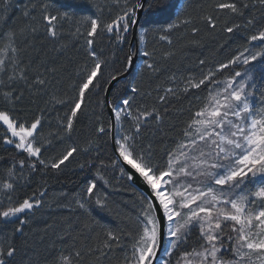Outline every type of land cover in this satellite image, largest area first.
<instances>
[{"label":"snow or ice","instance_id":"obj_1","mask_svg":"<svg viewBox=\"0 0 264 264\" xmlns=\"http://www.w3.org/2000/svg\"><path fill=\"white\" fill-rule=\"evenodd\" d=\"M85 5L89 14L78 15ZM11 6L0 0V11ZM188 6L31 0L23 9L31 23L0 32V144L15 152L0 172V264H103L117 250L116 264H264V24L244 19L250 7L264 12V0H217L202 24L216 30L227 12L223 31L249 32L246 45L181 72L167 66L173 36L201 31ZM41 29L51 44L43 58L34 44ZM26 99L43 103L31 118ZM80 156L91 176L61 206L86 219L41 252L29 229L47 188L18 193ZM128 191L130 206L112 199ZM97 209L112 221L97 220ZM97 229L103 238L90 244Z\"/></svg>","mask_w":264,"mask_h":264},{"label":"trees","instance_id":"obj_2","mask_svg":"<svg viewBox=\"0 0 264 264\" xmlns=\"http://www.w3.org/2000/svg\"><path fill=\"white\" fill-rule=\"evenodd\" d=\"M30 2L31 0H12V6L8 8L7 12L0 11V32L7 31L9 29L19 31V29L31 23V21L23 15L25 5L30 4ZM73 2L76 4H84V0H73ZM186 2L189 5L187 8L188 14H190L194 18L196 24L201 27V31L193 37L191 35V26H189L188 29L175 33L173 40L174 46L177 49V56L173 60L167 62L169 69L179 68L181 72L191 69L195 72L199 66L198 61L200 59L224 60L233 54L237 49L246 45L247 37L243 34V30L236 32L235 34H228L223 31L224 21L230 19L227 12L219 14L216 30H210L202 24L200 20L201 16L209 13L215 14L213 12V6L217 0H186ZM249 2H251V0H249ZM69 11L76 10L69 9ZM77 14H89V11L86 9V5L85 10L79 11ZM253 16H255L258 25L264 24V12H262L259 7H250L247 9L245 11L244 19L251 18ZM37 18H39L38 13ZM235 22L243 23L244 20L236 18ZM65 27L67 29V25ZM193 40H198L200 42L199 45H194L192 43ZM34 44L37 49H40V58H43V53L48 52L51 47L50 42L43 39L42 29L40 34L37 35L34 40ZM48 54L49 56L52 55L51 52ZM69 54H72L71 50H69ZM33 55H35V53H33ZM166 79L167 75L162 74L157 83H164ZM67 86L68 81L67 78H65L64 87L67 88ZM187 103V100L183 101L185 106ZM37 106L43 107L42 101H36V103L30 104L26 99L24 102L25 115L31 118L33 113L36 111ZM176 107H180V105L177 104ZM82 121L83 123L81 124V129L86 132L87 128L85 125L87 124V120L82 118ZM45 130L47 131V128ZM2 132L3 129L0 128V133ZM66 146L67 145H62L57 148L56 151L59 152ZM48 154L49 153H45L46 156ZM14 155L15 152L11 146L0 144V156L3 157V159H0V172L7 169L11 165L12 157ZM108 155H110V151L108 152ZM104 158L107 159V155L104 156ZM85 159H87V157H77V159L70 163L62 172L49 173L43 178L36 176L28 188L22 189L18 193V195L21 196L25 194L31 195L32 192L37 191L40 187L47 188V195L44 197L46 201L45 207L37 211L36 218L33 220L31 228L29 229L30 242L33 243L41 252L44 247L51 242L52 239H54V234L66 227L69 222L79 226V223L86 219L81 215L80 221H77L76 214H73L69 211V209L61 206L68 203V199L71 198L72 194L79 191V189L83 186L85 179L91 176V173L87 170L81 171L79 169V163L84 162ZM113 183L115 182L113 181ZM109 191L112 190L109 189ZM62 193L67 194V199L61 197ZM112 199L118 202L128 201L130 206L132 201L135 199V195L131 191H128L120 195L113 194ZM93 215L97 220H100L101 223H110L112 221V217L99 209H97ZM97 232H99V229L91 234V239L88 241L90 244H95L98 239L103 238L102 235L98 237L96 234ZM121 256L122 253L117 250L114 252L112 259L103 260V264H116V260Z\"/></svg>","mask_w":264,"mask_h":264},{"label":"rangeland","instance_id":"obj_3","mask_svg":"<svg viewBox=\"0 0 264 264\" xmlns=\"http://www.w3.org/2000/svg\"><path fill=\"white\" fill-rule=\"evenodd\" d=\"M243 34L247 37V35H249L250 33L249 32H245L243 31ZM242 48V47H241Z\"/></svg>","mask_w":264,"mask_h":264}]
</instances>
